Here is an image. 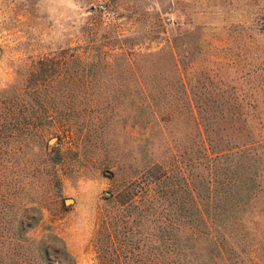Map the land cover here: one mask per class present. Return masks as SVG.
<instances>
[{
	"label": "rangeland",
	"instance_id": "1",
	"mask_svg": "<svg viewBox=\"0 0 264 264\" xmlns=\"http://www.w3.org/2000/svg\"><path fill=\"white\" fill-rule=\"evenodd\" d=\"M105 3L0 0V102L3 92L24 87L40 60L81 58L83 74L53 87L67 92L54 103L81 111L80 119H43L49 128L38 147L17 149L12 135L0 147V264H60L58 254L40 259L50 234L76 264H93L92 239L111 195L150 162L171 166L169 182L179 179L175 157L185 163L190 150L184 99H168L178 109L171 119H144L135 108V91L178 90L174 60L201 91L204 119L236 140L264 139V0H112L113 14L99 8ZM153 73L167 83H151ZM239 173L254 178L222 187L206 206L218 247L197 243L188 264H264V144L242 157ZM170 190L181 207L174 217L182 248L190 203L182 184ZM142 231L152 230L147 223Z\"/></svg>",
	"mask_w": 264,
	"mask_h": 264
},
{
	"label": "trees",
	"instance_id": "2",
	"mask_svg": "<svg viewBox=\"0 0 264 264\" xmlns=\"http://www.w3.org/2000/svg\"><path fill=\"white\" fill-rule=\"evenodd\" d=\"M61 61L54 58L38 61L23 88L12 87L3 92V101L0 102V147L10 135L15 138L17 149L38 147L49 128V123L43 119H80L81 111L78 113L75 108L54 103L56 98L67 92L53 87L71 84L75 74L78 78L83 77L77 71L82 59L70 61L62 57ZM70 65H74L73 71ZM174 65L176 70L171 73L179 83L178 90L157 89L155 85L151 89L143 88L135 91L136 105L134 101L131 102L133 94L129 95L128 106L135 105L144 119H171L178 109L169 107L168 99H171L170 102L176 100L175 94L184 99L190 117V150L185 163L180 155L175 157L174 169L180 177L176 178V182H169L173 179L169 175L171 166L150 162L142 169L137 181L111 195L92 239L93 264H188V256L197 243L208 240L214 248L218 247L213 235L217 225L213 223L208 213L210 209L206 206L221 195L222 187H232V183L237 185L242 180L254 178L253 175L243 177L239 173L241 159L250 150L254 151L264 144V139H249L246 135L244 139L236 140L223 134L216 119H204V108L197 101L202 98L201 91L192 90L175 60ZM156 78L167 83L165 78H158L156 73L150 75L151 83ZM84 93L86 96L91 94L88 91ZM164 100L165 113H160L158 105ZM89 109L83 107L84 112H89ZM246 122L247 119H243L241 125L244 126ZM181 184L186 188L191 212L189 219H186L188 229L184 235L187 245L179 248L177 232L182 221L174 214L181 207L176 193L170 187ZM147 223L152 231L144 235L142 226ZM52 242H59L60 248L55 250ZM146 243L152 246L147 248ZM40 249L42 263L45 259L49 262L51 255L58 254L61 256L60 264H76L63 241L56 235H48L46 241L41 242Z\"/></svg>",
	"mask_w": 264,
	"mask_h": 264
},
{
	"label": "built area",
	"instance_id": "3",
	"mask_svg": "<svg viewBox=\"0 0 264 264\" xmlns=\"http://www.w3.org/2000/svg\"><path fill=\"white\" fill-rule=\"evenodd\" d=\"M112 0H106V3L104 5H99V8L106 12L107 14H113V12L111 10H108V4L111 3Z\"/></svg>",
	"mask_w": 264,
	"mask_h": 264
},
{
	"label": "water",
	"instance_id": "4",
	"mask_svg": "<svg viewBox=\"0 0 264 264\" xmlns=\"http://www.w3.org/2000/svg\"><path fill=\"white\" fill-rule=\"evenodd\" d=\"M55 140H56L55 138H52V139L50 140V144L53 143ZM67 203H71V200H68Z\"/></svg>",
	"mask_w": 264,
	"mask_h": 264
}]
</instances>
